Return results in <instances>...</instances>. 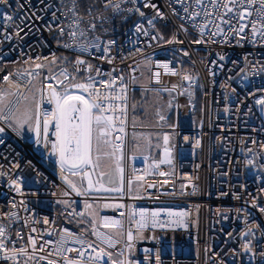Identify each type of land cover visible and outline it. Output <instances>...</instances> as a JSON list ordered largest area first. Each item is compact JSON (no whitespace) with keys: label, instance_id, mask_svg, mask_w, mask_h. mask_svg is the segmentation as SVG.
Listing matches in <instances>:
<instances>
[{"label":"snow or ice","instance_id":"obj_1","mask_svg":"<svg viewBox=\"0 0 264 264\" xmlns=\"http://www.w3.org/2000/svg\"><path fill=\"white\" fill-rule=\"evenodd\" d=\"M0 7L12 9V13L0 11V46L10 45L7 51L0 47V201L4 202L0 264H137L130 254L133 241L144 238L140 230L186 228L189 212L137 210L123 199L200 194L190 176L179 187L172 183L174 190L168 191H163L168 180L149 183L145 179L173 174L159 169L167 165L174 171L178 139L186 143L194 139L196 148L203 147L202 132L193 138L178 131L184 107L179 97H187L193 112L195 90L203 88L194 72L192 52L219 49L208 52L214 58L205 64L213 83L217 70L226 69L228 63L233 68L244 63L253 75L264 74V0H0ZM13 27L15 35L8 31ZM37 48H48V55H33ZM157 48L164 60L153 59L159 55ZM237 48L248 50L233 59L228 50ZM147 49L153 52L146 54ZM11 67L18 70L10 71ZM166 76L176 82L166 81ZM137 88L141 89L139 104L134 95ZM165 94L168 99L163 101ZM247 95L257 97L258 115L247 106L241 113L243 100L223 111L231 117L242 115L243 124L257 137H241L243 159L229 158L228 163L243 164L253 172L257 192L248 193L244 206L235 210L245 227L224 234L225 247L209 257L213 264H264V140L258 138L264 133V85ZM200 111L205 109L201 106ZM253 117L260 120L259 126L249 124ZM203 126L201 118L198 127ZM217 127L231 133L236 125L233 121L232 127ZM216 142L227 155L230 149L225 145H231L233 137L217 136ZM21 144L33 158L17 150ZM154 149H161L162 155L159 159L144 156L148 167L143 174L135 169L127 174L128 161L134 158L130 153L151 154ZM37 154L57 170L62 184L52 182L58 189L52 195L57 197L55 204L62 206L58 216L75 229L57 230L56 218L42 216L32 207L41 203L39 186L49 183L33 162ZM234 171H220L219 177L227 184ZM232 195L243 199L240 193ZM101 207L117 215H101ZM126 208L129 223L135 220L137 225L135 235L124 227ZM162 215L167 219L161 221ZM122 240L123 247L118 248ZM229 241L235 247H228ZM154 259L162 264L159 253Z\"/></svg>","mask_w":264,"mask_h":264},{"label":"built area","instance_id":"obj_2","mask_svg":"<svg viewBox=\"0 0 264 264\" xmlns=\"http://www.w3.org/2000/svg\"><path fill=\"white\" fill-rule=\"evenodd\" d=\"M0 11L12 13V9H3L0 7ZM126 25L125 27H128ZM9 32L15 35V27L9 28ZM47 36V33H45ZM18 39V38H17ZM34 37H29L28 40H33ZM51 39V37H48ZM122 42L124 38L121 37ZM12 44L16 43L14 39ZM130 46V45H126ZM4 51H7L10 47L8 42H5L2 46ZM55 49V45H53ZM248 49H229V54L232 55L233 59H236L242 51ZM159 55L153 56L155 60H164L165 56L161 52V49H155ZM192 51V49H189ZM210 51H219L215 46L208 49L207 51L201 50L199 52H192L193 60L196 61L195 73L199 74V83L203 85L202 89H196L194 99L199 96L201 100V106L205 109L201 113L203 118V128H199L198 124L193 125L190 128H184L181 125L180 116L181 112L187 107V97H179V104L184 107L181 108L179 114V124L181 135L190 136L193 138L198 137L201 132L202 137V148L195 147V141L192 143H186L182 140L177 141V152L174 160L175 169L173 171L170 166L166 169L165 165H161L160 171L172 172L169 176H159L158 174L147 175L146 181L149 183L157 182L163 183L164 180H168L169 183L164 186L163 191L174 190L172 189V183H175L177 187L180 184L187 183L185 177H192L194 183L199 185L200 194L193 196H169L167 194L159 195L158 199L144 198V199H130L127 196L123 199V203L130 206H135L137 210L144 209L149 212L161 211V212H180L187 211L189 216L186 218V228H171L161 229L159 227H151L140 230L143 235V239H136L133 241L134 247L131 252V257L137 262V264H156L155 254L159 253L162 264H213L212 260L209 259L213 252H219L225 247V233L232 231L239 233L244 229L243 219L237 218L236 209L244 206V199H249L248 193L256 194L257 183L253 182V172L247 171L243 164L239 166L228 163L229 158L231 160H242L240 149L242 145L239 143V139L244 136L257 137L255 132H252L249 127L243 124V116L240 118L231 117L229 114H225L223 109L225 106L236 107L239 100H243V105L240 106V111L243 113L247 110V107H252L253 113L259 114V106L255 105L257 97H249L248 92L254 90L256 87L264 85V74L253 75L250 68L245 67L244 63H241L239 67L233 68L228 63L227 68L224 70H217L218 75L214 78L209 76L208 69L205 68L208 60L213 59L208 55ZM153 49H147L146 54L152 53ZM48 55L49 49H36V54ZM13 57L15 53L12 54ZM137 60L141 57L137 56ZM204 62L201 63L200 61ZM131 63V61H128ZM227 63V62H225ZM118 66L119 63H118ZM108 67V65H105ZM187 67V66H186ZM214 68V66H213ZM231 69V71H228ZM243 69V73L241 72ZM10 71L16 72L17 67H11ZM21 71L23 69H20ZM191 71L192 69L189 68ZM243 74H247V79L243 78ZM232 77V79H229ZM166 81L176 82L175 77H164ZM235 89V93L232 92ZM136 91H141L137 88ZM259 96V94H257ZM247 106V107H246ZM196 111V108L193 112ZM200 118V120H201ZM199 120V121H200ZM197 121V123H199ZM235 122L236 127L232 129L231 133H222L217 125H226L232 127V122ZM250 125L259 126L260 120L256 118H249ZM149 129H145L148 131ZM167 129H156L155 131H166ZM231 135L233 142L231 145H225L230 150L227 155L224 152L221 144L216 142L217 136ZM260 140H264V133H261L258 137ZM19 143V142H18ZM249 147L252 145L249 143ZM18 151L26 154L28 158H33V153L29 151L27 147L22 144L17 147ZM130 158L127 165V174L131 175L133 169L136 172L143 174L144 170L148 167V162L144 158H137L132 153L129 154ZM54 159V158H53ZM34 163L37 167L44 172L45 176L48 177L49 183L46 185L39 186L40 195L38 199L41 201L39 205L33 204L32 207L35 211L39 212L42 216H48L49 218H56L55 227L57 230L63 227L74 228L75 225H68L62 221V218L58 216V209L62 206L56 205L55 200L57 197L53 196V192H57L58 189L53 187V181L57 185H61L62 181L59 178L57 170L51 165V161H43L39 159L38 154L35 156ZM199 165V168H197ZM229 169H235L232 175L229 177V183H224L219 177L220 171ZM238 174V178H237ZM199 177L197 180L196 177ZM246 184V189H241L239 185ZM231 185H236L232 187ZM146 187V185H145ZM30 190H34L30 189ZM148 191L156 192V189H149ZM188 191H191L189 188ZM221 191L228 192L227 196L220 197ZM240 193L243 197L241 200L233 198L232 193ZM77 200H83V197H73ZM261 198L264 199V194H261ZM27 199L35 201L37 197H27ZM3 201H0V206L3 205ZM97 203L103 204L104 201H97ZM80 208L77 210H81ZM101 215L116 216L117 213L109 210L99 209ZM123 211L126 213L124 218V227L127 230L131 228L134 235L137 232V225L135 220L129 223L127 219V213L130 209L126 208ZM221 213L227 214L228 218L224 219ZM26 215L25 213H21ZM136 220L139 219L137 216ZM161 221L167 219L166 216L159 218ZM55 238V237H53ZM126 239V235H125ZM124 241L118 245V248L123 247ZM228 247H235L232 241L228 242ZM206 249L210 251L206 252Z\"/></svg>","mask_w":264,"mask_h":264},{"label":"rangeland","instance_id":"obj_3","mask_svg":"<svg viewBox=\"0 0 264 264\" xmlns=\"http://www.w3.org/2000/svg\"><path fill=\"white\" fill-rule=\"evenodd\" d=\"M167 99H168L167 94H165L164 97H163V101H166ZM196 99H197V97L194 99L195 104H196V108H197ZM200 107H201V100L199 102L198 111L196 112V114H193L194 112H189V109H186L183 112H181L180 121H181V125L184 128H190L193 125L198 124L197 121H199L200 118H201ZM174 119H175V117H174ZM132 154L140 159V158H144V156H146V155H149V152H147V151H144V152L137 151V152L132 153ZM156 159H159V158L157 157ZM165 166H166V169H168V166L167 165H165Z\"/></svg>","mask_w":264,"mask_h":264},{"label":"trees","instance_id":"obj_4","mask_svg":"<svg viewBox=\"0 0 264 264\" xmlns=\"http://www.w3.org/2000/svg\"><path fill=\"white\" fill-rule=\"evenodd\" d=\"M134 95H135L136 102L139 104L141 102V91H135ZM199 99H200L199 96H197V99H196L197 108H196V111L193 114H196V112L198 111V105H199V102H200ZM149 155L151 157H155V158L158 157L159 158L162 155V150L161 149H154L151 154L149 153Z\"/></svg>","mask_w":264,"mask_h":264}]
</instances>
